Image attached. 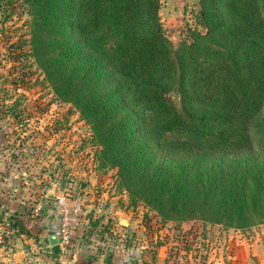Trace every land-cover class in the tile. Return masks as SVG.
<instances>
[{
    "label": "trees",
    "instance_id": "16d2710c",
    "mask_svg": "<svg viewBox=\"0 0 264 264\" xmlns=\"http://www.w3.org/2000/svg\"><path fill=\"white\" fill-rule=\"evenodd\" d=\"M27 57L90 127L102 168L165 222L264 224V0H199L178 47L161 0H0Z\"/></svg>",
    "mask_w": 264,
    "mask_h": 264
},
{
    "label": "rangeland",
    "instance_id": "374dc122",
    "mask_svg": "<svg viewBox=\"0 0 264 264\" xmlns=\"http://www.w3.org/2000/svg\"><path fill=\"white\" fill-rule=\"evenodd\" d=\"M199 9V0H161L176 47L204 32ZM28 21L20 2L0 12V264H264V224L165 222L130 199L116 171L100 166L78 110L29 61ZM62 197L81 212L55 255L44 238L61 228Z\"/></svg>",
    "mask_w": 264,
    "mask_h": 264
},
{
    "label": "built area",
    "instance_id": "2783aa9c",
    "mask_svg": "<svg viewBox=\"0 0 264 264\" xmlns=\"http://www.w3.org/2000/svg\"><path fill=\"white\" fill-rule=\"evenodd\" d=\"M60 201L62 207L59 209V211L62 216V225L56 235L58 237L60 246L64 248L71 244V219L73 216H76L81 212V208L78 204H76L75 207L69 208L66 197H62Z\"/></svg>",
    "mask_w": 264,
    "mask_h": 264
},
{
    "label": "water",
    "instance_id": "95a60500",
    "mask_svg": "<svg viewBox=\"0 0 264 264\" xmlns=\"http://www.w3.org/2000/svg\"><path fill=\"white\" fill-rule=\"evenodd\" d=\"M121 224L124 226L129 225L127 220H122ZM44 243L47 247L52 248L55 255H60L63 252V249L59 244V240L55 232H50L49 237L44 239Z\"/></svg>",
    "mask_w": 264,
    "mask_h": 264
},
{
    "label": "crops",
    "instance_id": "0c3cea01",
    "mask_svg": "<svg viewBox=\"0 0 264 264\" xmlns=\"http://www.w3.org/2000/svg\"><path fill=\"white\" fill-rule=\"evenodd\" d=\"M45 239V238H44ZM46 245V244H45ZM52 249V248H51ZM53 251V250H52ZM40 264H42V263H40ZM45 264H47V262L45 263Z\"/></svg>",
    "mask_w": 264,
    "mask_h": 264
}]
</instances>
